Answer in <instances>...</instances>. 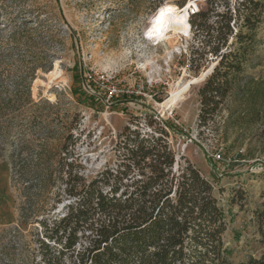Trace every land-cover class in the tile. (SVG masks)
Masks as SVG:
<instances>
[{
  "label": "rangeland",
  "instance_id": "374dc122",
  "mask_svg": "<svg viewBox=\"0 0 264 264\" xmlns=\"http://www.w3.org/2000/svg\"><path fill=\"white\" fill-rule=\"evenodd\" d=\"M181 1L0 0V83H32L35 100L57 102L69 119L77 114L73 133L78 139L68 156L78 160L75 170L86 179L118 161L124 127L139 122L148 132L146 121L153 113L170 121L175 131L169 130V141L179 158L216 186L232 260L248 264L263 254L255 211L264 204V0L242 74L207 124H201L200 89L218 58L200 45L191 64L196 37L190 26L170 28L164 38L154 33V24L171 9L185 22L179 13L186 9L188 19L191 4L205 8L203 0H187L186 8ZM113 89L115 99L109 97ZM81 94L89 102H81ZM221 148L225 161L216 163L210 155ZM8 154L0 159V238L11 240L19 256L14 262L1 256L0 264H38L19 259L24 250L29 255L42 229L19 227L24 198L22 187L12 183ZM53 193L63 202L52 213L63 216L69 198L61 186Z\"/></svg>",
  "mask_w": 264,
  "mask_h": 264
},
{
  "label": "trees",
  "instance_id": "16d2710c",
  "mask_svg": "<svg viewBox=\"0 0 264 264\" xmlns=\"http://www.w3.org/2000/svg\"><path fill=\"white\" fill-rule=\"evenodd\" d=\"M203 2L205 8L190 15V22L186 9L179 14L196 37L191 64L201 46L218 58L200 89L201 124H207L242 74L263 5L260 0ZM79 99L87 103L91 98L81 94ZM65 119L69 116L62 115L57 102L33 98L32 83H0V159L9 152L12 183L22 187L19 227L42 229L29 255L21 252L22 262L235 264L224 240L227 217L216 186L190 161L179 158L169 141V130L175 131L170 121L153 113L146 121L148 132H142L139 122L124 127L118 161L86 179L75 170L78 160L68 156L69 146L78 139L73 133L78 116L70 117L73 125ZM55 131L62 134L53 137ZM59 186L70 201L63 216L52 213L63 202L53 193ZM255 221L263 254L248 264H264V204L255 211ZM0 240V258L9 256L14 262L18 253L12 241Z\"/></svg>",
  "mask_w": 264,
  "mask_h": 264
},
{
  "label": "bare ground",
  "instance_id": "6f19581e",
  "mask_svg": "<svg viewBox=\"0 0 264 264\" xmlns=\"http://www.w3.org/2000/svg\"><path fill=\"white\" fill-rule=\"evenodd\" d=\"M170 28H173V30H175V31L188 30V28H189V26L187 25L186 22H182V21L179 20L178 15L176 14L174 9L169 10L166 14H164L163 16H161L158 19V21L154 24V33L158 37H160V38L163 37L164 38L167 35L171 34V33H169ZM163 104H165V103H163Z\"/></svg>",
  "mask_w": 264,
  "mask_h": 264
},
{
  "label": "built area",
  "instance_id": "2783aa9c",
  "mask_svg": "<svg viewBox=\"0 0 264 264\" xmlns=\"http://www.w3.org/2000/svg\"><path fill=\"white\" fill-rule=\"evenodd\" d=\"M199 10H200V9L198 8V6H197L196 4H191V5L189 6V11H188V13H189V17H188L187 21H189L190 15H192V14L198 12ZM190 31H191V26H190ZM99 79H101V80H105L106 77L102 75V76L99 77ZM106 81H107V82H110V79H107ZM116 92H117L116 89H113L112 91H110L109 97L112 98V97L116 96V95H115ZM223 150H224V149L221 148L220 150L216 151L215 153H212V154L210 155V158H212L213 161L216 162V163L224 162V161H225V157L223 156V155H224V154H223Z\"/></svg>",
  "mask_w": 264,
  "mask_h": 264
},
{
  "label": "water",
  "instance_id": "95a60500",
  "mask_svg": "<svg viewBox=\"0 0 264 264\" xmlns=\"http://www.w3.org/2000/svg\"><path fill=\"white\" fill-rule=\"evenodd\" d=\"M216 65H217V64H216ZM216 65H214V67H213V69H212V70H214V68H215V66H216Z\"/></svg>",
  "mask_w": 264,
  "mask_h": 264
}]
</instances>
